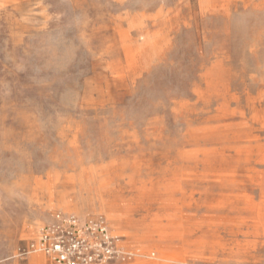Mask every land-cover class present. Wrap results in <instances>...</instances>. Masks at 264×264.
<instances>
[{
	"label": "rangeland",
	"instance_id": "rangeland-1",
	"mask_svg": "<svg viewBox=\"0 0 264 264\" xmlns=\"http://www.w3.org/2000/svg\"><path fill=\"white\" fill-rule=\"evenodd\" d=\"M56 212L264 264V0H0V264Z\"/></svg>",
	"mask_w": 264,
	"mask_h": 264
},
{
	"label": "built area",
	"instance_id": "built-area-1",
	"mask_svg": "<svg viewBox=\"0 0 264 264\" xmlns=\"http://www.w3.org/2000/svg\"><path fill=\"white\" fill-rule=\"evenodd\" d=\"M17 252L23 261L40 254L48 264H120L135 255L121 247V238L112 235L103 216L81 219L62 212L54 213L36 238Z\"/></svg>",
	"mask_w": 264,
	"mask_h": 264
}]
</instances>
